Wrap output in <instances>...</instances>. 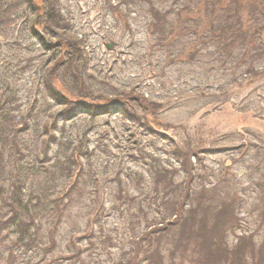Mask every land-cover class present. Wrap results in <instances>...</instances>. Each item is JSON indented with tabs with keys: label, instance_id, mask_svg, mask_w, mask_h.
I'll use <instances>...</instances> for the list:
<instances>
[{
	"label": "rangeland",
	"instance_id": "1",
	"mask_svg": "<svg viewBox=\"0 0 264 264\" xmlns=\"http://www.w3.org/2000/svg\"><path fill=\"white\" fill-rule=\"evenodd\" d=\"M29 1L37 7L41 4V0L0 1L1 11L5 13L4 16L0 13V19L3 18L5 22L0 24V96L3 98L0 113L6 112L1 107L6 108V105L10 113L16 109L17 112H23L33 106L37 98L39 121L34 120L29 132L22 137L24 141H29L28 149L33 151L30 139L41 130L48 117V104L41 100L39 88L41 70L45 65L50 82L60 87L61 92L65 91L69 98L79 99L80 96L96 100L120 97L127 108L136 113L141 122L156 135L155 139L147 138L148 132L132 129L116 114L103 115L91 124L85 113L77 111L65 128H61L59 123L52 130L60 145H51L50 164H40L38 169L42 174L29 179L26 198H23L30 200L32 197L30 209L33 207L38 210L34 205L38 202L36 196H39L37 193L42 187L49 188L48 193L52 187L54 193L61 191L65 182L60 180L59 169L68 165L65 164L67 156L74 154L84 166L85 178L95 168L103 172V165L109 167L105 175H99L97 190L98 200L106 208L114 202L119 191L115 183L107 184L115 180L118 172L123 179L122 186L130 182L127 192L135 196L139 192V184L135 183L136 179L127 180L126 176L130 174L143 179V187L147 189L152 187L151 178L155 173L151 166L157 169L159 165V169L173 176L172 182L167 180L162 184V181L158 186L160 196L168 193L162 195L165 202L163 208H166L164 211L167 214L172 213L170 210L173 208L177 210L175 204H181L186 192L183 181L190 180L191 175L203 178L201 181L205 189H199L195 197L189 196V202L181 205L182 211H185L183 215L194 217V222L184 218L183 224L187 223L190 228L184 227L190 232L204 233L211 228L216 220L218 198L228 204L233 197L244 196H240L245 199L240 216L246 217L249 224L252 223L257 210L255 199L264 196L261 188L255 186L259 178L262 180L264 171V77L260 74L264 71V62L254 63L249 72L244 67L231 70L230 63L221 67L223 60L216 54L219 53L217 45L202 46L201 34L208 22L195 24L189 20L192 13L184 11L188 6L191 7L187 0H49L53 2L54 13L59 18L58 25L51 23L58 28L57 35L62 36L63 43H67L70 38L80 39L84 47L83 60L73 62L68 59L60 69L52 71L54 68H50V57L59 52L44 51L30 33V28L37 26L32 24L36 17L29 10ZM165 11L167 13L163 14ZM155 14L157 20H154ZM223 15L219 12L214 18L224 20ZM7 19L9 26L6 24ZM42 23L40 16L37 27L40 35H43L40 31ZM196 30L199 35L195 38L192 35ZM55 40L50 45L52 48H56L60 42ZM238 64L237 61L233 62L234 66ZM224 69L229 74L227 71L224 74ZM73 75L77 76L68 81L67 78L71 79ZM13 92L17 95V101L11 106L4 99L14 97ZM51 111L56 112L53 108ZM128 128H131L129 136L139 143L140 148L136 149L126 141L124 129ZM192 149L195 152L198 149L215 152L216 149L222 153H207L203 168L200 165L197 171L185 173L184 167L187 165L182 161ZM26 154L29 153L24 152L21 156L29 159ZM143 155L146 157L142 158ZM13 157L17 160L16 153H13ZM87 162H91V166H87ZM190 162L193 167L197 165L196 160ZM225 176L237 183L239 190L236 194L231 192V185L222 184L221 180ZM3 187L11 190L9 185ZM124 191L125 187L123 194ZM200 192L206 196L205 201L196 198ZM73 197L76 201L67 207L59 225V237L62 239L82 233L88 222L86 213L93 209L86 194L80 198ZM1 203L0 218L3 211L6 212ZM154 203L152 200V205ZM208 204H212V208L216 206V210H206ZM250 211L253 214L247 217L245 213ZM39 212V217H42L43 210L39 209ZM17 214H20L19 211ZM108 215L105 228L112 229L121 223L117 213L109 212ZM45 221L46 218L43 223ZM181 226H177L176 233ZM189 231L185 230L184 236H192L188 243L193 244L196 238ZM226 239L229 245L233 243L230 236ZM195 243L199 244V241ZM171 248L161 245L162 259L165 261L169 258L167 250L171 251ZM27 255L24 256L30 257L29 262L33 264H38L44 257L42 250L28 252ZM96 255L94 258L97 262L109 261L107 250H99ZM142 264L147 263L144 261Z\"/></svg>",
	"mask_w": 264,
	"mask_h": 264
},
{
	"label": "trees",
	"instance_id": "2",
	"mask_svg": "<svg viewBox=\"0 0 264 264\" xmlns=\"http://www.w3.org/2000/svg\"><path fill=\"white\" fill-rule=\"evenodd\" d=\"M0 1L4 3V0ZM187 1L190 2L191 7L188 6L184 11L192 13L189 20L195 24L204 22L206 24L208 22L201 34V38H203L201 39L203 41L202 46L217 45L216 48L219 53L216 54L219 55L220 60H223L221 67H225L224 65L230 63L231 70L244 67L246 72H249L253 69L254 63L264 62V37H262L264 34V0ZM171 2H174V0H171ZM29 10L31 14H34V17L40 15L43 22L40 25V31L43 35L38 33L37 27L39 25L30 28V33L37 44L48 53L59 52L56 55L52 54L53 56L50 57V68H54L52 71L60 69L68 59L73 62L84 59V47L81 40L70 38L69 41H66L67 43H63L62 36L57 35L58 28L51 25V23L58 25L57 21L59 19L54 13L53 2L41 0L40 6L37 7L29 1ZM166 11L163 14H166ZM219 12L224 13V20L218 21L214 18L215 14L217 15ZM0 13L2 16L5 15L1 8ZM244 13H247L246 17L243 16ZM153 17L154 20L158 18L156 14ZM1 23H5L3 18L0 19ZM6 24L9 26L8 19ZM32 24L35 25L34 20ZM197 32L198 30L192 36L196 38L199 35ZM53 39L60 41L56 48L50 46L53 44ZM234 61L239 63L238 66L233 65ZM82 69L85 71V68ZM223 71L224 74L225 71L229 74L227 69ZM47 74L48 68L45 65V68L41 70L39 88L42 94L41 100L48 104L46 110L48 111V117L41 130H38L30 139L33 151L28 149L29 141H24L22 137L29 132L31 123L34 120L39 121L40 115H37L36 112L37 98L34 99L33 106H30V109H24L23 112H17L18 109H16L10 113L8 111L10 108L7 105L6 108L1 106L2 110L5 109L6 112L0 113V118L4 120V122L0 120V202H2L1 206L6 208V212L3 211L0 218V264H33L29 262L30 257L25 256H28V252L32 251L34 253L38 250H42L44 256L38 264H142L144 261L147 264H264V194L261 193L263 197L255 199L257 210L252 223L249 224L246 217L240 216L245 204V199L242 198L244 196H235L228 204L224 202V199L218 198L216 220L209 230H205L210 232L192 233L184 227V225L187 226V223H183L185 219L194 222V217L183 215L185 211H182L181 205L184 202H189V196L190 198L195 197L199 189H205L201 181L203 178L198 175H191L190 180L183 181L186 192L181 204H175L174 207H177V210L174 211L175 208H173L170 210L172 213L167 214L164 211L166 208H163L165 202L162 195L165 196L168 193H162L160 196L158 186L162 181V184L167 180L172 182L171 178L173 176H168V171L159 169V165L157 169L151 166L155 169V173L151 178L153 184L150 188L145 189L143 187V182L145 184L143 179L130 174L126 176L127 180L136 179L135 183L139 184V192L135 196H130L127 192L128 186L131 185L130 182L127 181L122 186L123 179L119 177L118 172L115 180L107 183H115L119 191L114 197V202H111L110 207L106 208L98 200L97 190L99 188V175H105L109 167L103 165V172H99L95 168V171H91L85 178L83 175L85 172L84 166L78 161L80 158L70 154L65 162L68 165L59 169L61 173L59 175L60 180L65 182V186H61L59 193H54L53 187L50 193L47 191L49 188L42 187L37 193L39 196H36L38 202L34 205V207H38V210L33 209V207L30 209L32 197L30 200H24L23 198H26L29 179L37 178L42 174L38 169V167H41L40 164H50L49 152L51 145H60L52 130L56 129L59 123L62 125L61 128H65L66 125L71 123L73 117L78 113L77 111L85 113L91 124H94L103 115L116 114L132 129L148 132L147 138L149 139L156 138L155 132H151L137 117V114L127 108L126 103L121 101L122 98H97L96 100H89L80 96L79 99L69 98L66 96L68 94L65 91L61 92L60 87L50 82ZM260 74L264 77V71ZM74 76L77 75H73L71 79L70 77L67 78L68 81L74 80ZM77 88L83 90L80 87ZM75 90L77 91L76 88ZM12 94H15L14 97L4 99L11 106L17 101L16 93L13 92ZM1 99L3 98L0 96V103ZM140 105L142 107V104ZM52 108L56 112L53 113ZM70 126L72 124L68 127ZM131 128L124 129L127 134L126 141L138 149L140 148L139 143L132 136H129V129ZM229 149L224 148V150ZM214 150L215 152L201 149L196 152L194 149L190 150L188 154L184 155L182 161L183 164L187 165L184 167V172L197 171L200 165L203 168L202 163H204V157L207 153L212 152L213 155L222 153L217 152L216 149ZM24 152L29 153L26 154L29 159H24L21 156ZM13 153L17 154V160L13 157ZM145 157L146 155L142 156V158ZM147 158L149 157L147 156ZM181 158H178V160ZM192 160L197 162L194 167L190 162ZM90 164L91 162H87V166H91ZM53 168L56 167L53 166ZM112 171H114V167H112ZM261 177H263L262 180L259 178L255 186L260 187L261 192L264 193V171ZM221 181L222 184L228 183L231 185L233 187L231 192H234V194L238 192L237 183L235 184L233 180L227 179V176ZM3 185H9L11 190L4 188ZM45 185H47V181ZM123 187H125L124 194ZM125 192L127 196H125ZM84 194L87 195L93 205V209L86 213L87 226L82 233L72 235L68 239H62L59 237V225L62 223L64 212L67 211V207H71L76 201L73 195L80 198ZM92 195L96 198H93ZM40 196L42 199H40ZM196 198L201 201L207 199L201 192ZM152 200L155 201L154 205H152ZM39 209L43 210L42 217H39ZM205 209L216 210V206L212 208V204H208ZM17 211L20 214H17ZM109 212L117 213L121 219V223L112 227V229L105 228V218L109 217ZM153 212L155 215H153ZM8 214L10 216H7ZM245 214L248 217L253 212L250 211ZM44 218H46L45 223H43ZM179 219H182V221ZM178 225L182 226L180 231L176 233ZM248 227H256V229L250 230ZM185 230L193 234V238L195 236V241H199V244H196L195 241L193 244L188 243L192 236L190 238L185 237ZM41 235L42 237H40ZM229 236L233 239L231 245L226 239ZM161 245L163 247L172 246L171 251L167 250L168 261L162 259L163 249H161ZM190 245L193 248H190ZM21 249H23V252H21ZM98 249L100 251L107 250L109 261L105 263L97 262L94 255L97 256ZM87 252L89 253L86 256Z\"/></svg>",
	"mask_w": 264,
	"mask_h": 264
},
{
	"label": "water",
	"instance_id": "3",
	"mask_svg": "<svg viewBox=\"0 0 264 264\" xmlns=\"http://www.w3.org/2000/svg\"><path fill=\"white\" fill-rule=\"evenodd\" d=\"M39 20H40V17H37V18L35 19V21H34V24L37 25L38 22H39ZM109 47H110V46H107V48H109Z\"/></svg>",
	"mask_w": 264,
	"mask_h": 264
}]
</instances>
